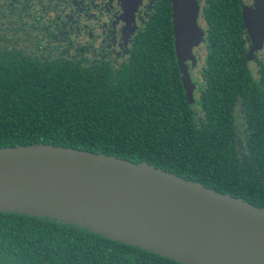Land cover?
<instances>
[{"label":"trees","instance_id":"1","mask_svg":"<svg viewBox=\"0 0 264 264\" xmlns=\"http://www.w3.org/2000/svg\"><path fill=\"white\" fill-rule=\"evenodd\" d=\"M5 50L0 147L50 143L146 161L264 207V134L242 142L237 152L230 126L234 96L227 91H215L226 107L214 105L195 123L172 61L169 12L149 21L141 49L117 70L80 56ZM210 55L206 69L213 88L219 89L221 76L229 77L224 86L245 88L240 99L249 109L264 86L256 88L247 60L236 48ZM0 264L184 263L72 224L0 211Z\"/></svg>","mask_w":264,"mask_h":264},{"label":"water","instance_id":"2","mask_svg":"<svg viewBox=\"0 0 264 264\" xmlns=\"http://www.w3.org/2000/svg\"><path fill=\"white\" fill-rule=\"evenodd\" d=\"M172 7L191 100L185 61L201 38L198 8L194 0H171ZM245 20L250 31L247 11ZM260 37L255 31L256 47ZM0 211L79 226L184 264H264V207L112 154L50 143L0 147Z\"/></svg>","mask_w":264,"mask_h":264},{"label":"flooded vegetation","instance_id":"3","mask_svg":"<svg viewBox=\"0 0 264 264\" xmlns=\"http://www.w3.org/2000/svg\"><path fill=\"white\" fill-rule=\"evenodd\" d=\"M196 23L201 38L193 49V58L185 61L194 87L191 100L184 89L174 47L171 0H0V52L20 48L27 56L44 58L48 54L80 56L82 61L105 64L117 70L128 63L142 47V34L156 15L169 12L172 28L173 56L185 100L195 123H199L214 105L223 108L224 96L233 97L230 126L241 153V144L264 134V91L255 93L251 107H243L240 92L245 88L224 83L227 76L215 80L206 67L212 51L236 48L238 56L247 60L260 88L264 85V0H194ZM249 13V28L245 24ZM172 20V22H171ZM260 31V47L254 45L255 31ZM256 47L257 49H254ZM175 71H172V76ZM232 92V93H231ZM250 111V114H247ZM201 119L198 120V118ZM205 120V119H204Z\"/></svg>","mask_w":264,"mask_h":264}]
</instances>
